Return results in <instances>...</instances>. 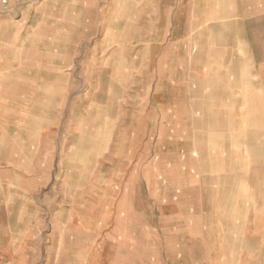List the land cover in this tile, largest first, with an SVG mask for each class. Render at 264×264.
<instances>
[{"label": "rangeland", "instance_id": "rangeland-1", "mask_svg": "<svg viewBox=\"0 0 264 264\" xmlns=\"http://www.w3.org/2000/svg\"><path fill=\"white\" fill-rule=\"evenodd\" d=\"M174 2L0 0V264H264V117L148 66Z\"/></svg>", "mask_w": 264, "mask_h": 264}, {"label": "crops", "instance_id": "crops-1", "mask_svg": "<svg viewBox=\"0 0 264 264\" xmlns=\"http://www.w3.org/2000/svg\"><path fill=\"white\" fill-rule=\"evenodd\" d=\"M169 13V28H158L157 43L148 46V66L171 61L173 85L181 83L177 70L194 69L195 83L204 85L200 99L244 108L256 102L258 111L244 114L264 117V0H175Z\"/></svg>", "mask_w": 264, "mask_h": 264}, {"label": "built area", "instance_id": "built-area-1", "mask_svg": "<svg viewBox=\"0 0 264 264\" xmlns=\"http://www.w3.org/2000/svg\"><path fill=\"white\" fill-rule=\"evenodd\" d=\"M3 3L6 4V1H4Z\"/></svg>", "mask_w": 264, "mask_h": 264}, {"label": "bare ground", "instance_id": "bare-ground-1", "mask_svg": "<svg viewBox=\"0 0 264 264\" xmlns=\"http://www.w3.org/2000/svg\"><path fill=\"white\" fill-rule=\"evenodd\" d=\"M206 122H207V120H206Z\"/></svg>", "mask_w": 264, "mask_h": 264}]
</instances>
